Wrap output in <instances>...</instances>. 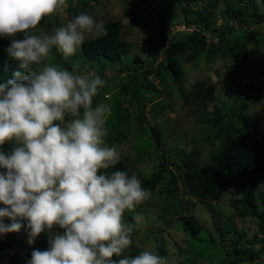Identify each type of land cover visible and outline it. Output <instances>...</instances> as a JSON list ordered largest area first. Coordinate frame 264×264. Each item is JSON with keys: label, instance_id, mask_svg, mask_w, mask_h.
Here are the masks:
<instances>
[{"label": "clouds", "instance_id": "obj_1", "mask_svg": "<svg viewBox=\"0 0 264 264\" xmlns=\"http://www.w3.org/2000/svg\"><path fill=\"white\" fill-rule=\"evenodd\" d=\"M66 8L67 0H0V38L28 73L0 83V146L15 145L0 151V236L26 228L33 243L47 231L48 249H34L28 264H170L149 250L125 255L144 219L128 223L125 213L152 193L136 175L108 171L122 155L106 144L110 105L94 103L106 81L47 62L54 48L70 58L88 37L107 35L86 12L40 28Z\"/></svg>", "mask_w": 264, "mask_h": 264}, {"label": "trees", "instance_id": "obj_2", "mask_svg": "<svg viewBox=\"0 0 264 264\" xmlns=\"http://www.w3.org/2000/svg\"><path fill=\"white\" fill-rule=\"evenodd\" d=\"M99 4L100 0H67L66 12L68 19L75 15L86 12L91 14L93 6ZM149 4L151 13L156 17L155 32L158 36L157 42L146 49V61L141 64L145 72L138 73V67L133 65L140 62L139 57L133 59V65L128 66L123 61L130 52V43L122 38L123 25L120 22L107 21L104 26L107 35L101 37H88L80 47V55L88 62L95 63L105 61L111 65H120L121 71L126 72L123 79L118 82L109 81L99 91L94 103L106 102L110 105L111 112L107 119L108 143H121L130 137L131 122L135 120L141 132L146 123V114L150 113L152 118L165 109L161 104L160 109H148L153 98H160L167 93L164 85L170 80L173 85H178L183 79V69L180 63L182 56L186 61L192 62L196 58L207 61L209 68L218 58H232L243 62L238 70L233 65L226 67V88L234 93L233 102L223 107L213 105L211 111L206 110L209 103L215 100V84L198 80L192 90H179L180 97L185 104L196 107L201 113L200 134L203 140L215 146L207 160L201 157V148L195 143L188 151L180 153L168 152L167 155L159 150L164 146L163 132L158 127L149 128V144L145 147L137 146L138 159L151 156L148 147L156 150L158 162L157 170L149 176H141L140 172L133 173L142 182V186L151 193L159 192L162 195L165 208L160 212L180 214L179 207L188 209L193 202L219 203L229 192H235L232 200L233 213L223 222L220 228V237L225 241V247L208 239L206 246L199 238L203 226L196 218L188 214L180 217L181 227L185 233H189L191 240L185 253L187 256L179 264H201L192 257L208 261V264H264V141L255 140V119L246 111L257 104H261L264 113V55L259 57V62L251 58L246 48V42L255 37V32L250 31L254 24L264 22V15L259 13L260 7L264 9V0H207L200 9L192 10L188 6L183 8V25H194L200 31L193 33H181L171 36L170 25L173 24L170 15L172 6L170 4H159L152 6V0H143ZM219 9L223 23L216 27L217 17L215 11ZM43 23V21H42ZM41 23V24H42ZM240 31L243 34L236 36ZM207 34L210 42L207 44ZM234 37V38H233ZM216 40L214 42L213 40ZM168 41L166 45L165 42ZM11 41L0 38V83H6L14 78L16 71L28 74L20 68V62L13 59L7 52ZM62 68L82 71L81 66L65 62L54 48L50 54L51 58ZM100 63V62H99ZM155 67V68H154ZM35 68V66H33ZM91 69V67H88ZM250 72L248 82L245 86L239 84L244 72ZM241 72V73H240ZM103 79V77H101ZM158 81L163 88V93L154 84ZM112 89H111V88ZM111 90L115 91L112 103L107 98ZM112 97V98H113ZM111 98V99H112ZM110 100V99H109ZM156 133L154 137L153 134ZM153 138V139H151ZM153 140V142L151 141ZM147 142V141H146ZM8 144L0 146V151L9 153ZM175 158L173 166L167 162ZM126 171L133 175L127 164L121 159L115 169L108 171ZM185 195L187 201H180V196ZM4 205L0 204V208ZM125 220L134 221L133 215L125 214ZM181 216V215H179ZM256 220L258 234L246 238L243 231H239L233 224V218ZM6 223L11 222L5 219ZM167 224H170L168 221ZM54 232H63L56 228ZM18 239L3 237L0 240V250L5 252V258L9 264H22V259L15 248L25 252V256L31 259L34 249L45 251L49 245V233L46 231L40 235L35 242L29 243L30 237L26 228L20 230ZM211 236V235H210ZM256 245L258 247L256 248ZM141 251L134 244L125 252V255H137ZM160 255L163 249L159 248ZM118 259V258H117Z\"/></svg>", "mask_w": 264, "mask_h": 264}, {"label": "rangeland", "instance_id": "obj_3", "mask_svg": "<svg viewBox=\"0 0 264 264\" xmlns=\"http://www.w3.org/2000/svg\"><path fill=\"white\" fill-rule=\"evenodd\" d=\"M152 1V6L154 7L159 4H170L172 6L170 19L173 24L170 25V28L175 29L177 26L182 27L183 25L184 7L188 6L192 10H197L200 9L207 0ZM91 5H94L91 15H93L98 22L102 21L104 23L107 21H113L120 22L123 25L122 38L130 43V52L123 58V61L130 66L133 65V59L139 57L140 62L133 65L138 68L134 70L138 73L145 72L146 69H141V64L147 60L146 49L157 42L158 39L155 32L156 17L151 13L152 7H150L149 4H145L143 0H100L99 4H94L93 2ZM259 13L264 15V9L260 7ZM215 16L217 17L215 25L218 27L223 23L219 9L215 11ZM67 19V12L63 17L56 16L47 18L40 25V28L44 31L51 32L54 28L66 22ZM250 31L255 32V37L246 42V48L250 53L251 58L257 63L259 62V57L264 55V22L254 24ZM242 34V32L238 31L236 36H241ZM57 53L63 61L71 62L72 65L81 66L83 72L94 73L95 75L103 77V80H105L106 83L113 80V86L114 84L118 85V82L126 75V72L121 71V66L118 64L111 65L105 61H98L95 63L86 61L80 55V49L75 56L70 58H65L58 51ZM54 59L51 57L47 62L60 66L54 61ZM180 63L183 69V79L181 83L173 85L170 80H166L164 85L167 87V93H163L164 87L159 84L158 81L154 82L157 89L162 91L163 94L160 98H153L154 101L153 103H149L148 109L153 108L158 110L160 109L161 104L165 105V109L159 112L155 119L151 117L150 113H147L145 116L146 123L143 126V129L149 130L151 127H158V129L163 132L162 138L164 139L165 145L160 146L159 150L166 153V155L171 151L176 153L188 151L192 147V144L195 143L201 148V157L207 160L215 146H212L203 140V136L200 134V129L202 127L200 123L201 113L197 112L195 106L185 104L182 101L179 90L190 91L198 80H204L207 83L215 84L216 87L214 93L215 100L213 103L207 104L206 110L211 111L214 104L221 107L230 105L233 102L234 93L232 90L226 88V67L228 65H233L236 70H238V68L243 65V62L232 58L223 59L218 57L209 68L207 61L202 58H196L194 61L188 62L186 61V57L182 56L180 58ZM88 67H91V69ZM243 72L244 76L239 80V84L245 86L251 74L247 71ZM263 79L264 76L261 80ZM113 96L115 97V91L111 90V93H109L107 98L110 103L114 100ZM246 113L255 119V140L263 142L264 113L261 104L251 106ZM139 129L137 122L133 120L129 129L130 137L128 140L119 144H111L106 141V144L118 148L121 152L122 160L127 164L128 169L132 174L137 173L138 171L141 176L147 177L157 170L156 166L161 157H157L158 153H156V150L149 146L148 151L151 156L145 157L142 160L138 159V148L139 146L143 148L145 145L149 144L150 140L148 132L151 131L147 130V133L144 134V131L141 132L142 130L140 131ZM153 135L155 137L156 133ZM151 141L153 142V140ZM13 147H15L14 143L8 144L10 152ZM167 162L170 164V167L172 165L174 171L175 167L173 164L176 162V159L173 158L171 161V159L167 157ZM234 195L235 192L227 193L219 203L193 202L188 209L179 207L178 209L181 210L180 214H175L172 210H170L169 214H166L165 212H160V209L165 208L162 195L159 192H155L152 194L149 201L143 205L137 206L134 211L129 210L125 213H130L133 217L137 213H142L144 217L142 223L134 230L132 236L133 244L138 247L140 251L149 250L159 255V248H162L164 253L162 256L167 257L170 264H179L180 262H183L187 256L183 252L188 249L191 237L189 236V233H185L182 229L180 217L191 214L203 226V231L199 235V238L203 240V246H206L208 242L207 240L212 237L215 242L220 243L225 247L228 242L227 238L229 236L231 237L233 233H231L232 235L228 234L225 241L220 237L219 233L223 222L233 213L232 200ZM179 199L183 203L187 201L185 195L180 196ZM168 221L170 224H167ZM232 221L237 230L245 232V239L258 234L255 219L250 217L245 219L233 218ZM4 223L7 224L6 220ZM128 223H134V221H128ZM3 237L9 240L10 238L18 239L22 236L21 232L8 233L0 236V240H2ZM257 247L258 245H256V248ZM15 251L20 255L22 264H28L30 258L25 256V252L17 248H15ZM192 258L196 260L197 263L208 264V261L205 259H198L195 258V256ZM0 264H9V261L5 258V252L2 250H0ZM260 264H263V262Z\"/></svg>", "mask_w": 264, "mask_h": 264}, {"label": "built area", "instance_id": "obj_4", "mask_svg": "<svg viewBox=\"0 0 264 264\" xmlns=\"http://www.w3.org/2000/svg\"><path fill=\"white\" fill-rule=\"evenodd\" d=\"M194 31H200L199 28H197L196 26L194 25H190V26H185V25H182V27H176L175 29H172L171 28V36L172 35H175V34H183V33H193ZM207 37H209V35L207 34ZM214 42L216 41L215 39L213 40ZM207 42L209 43L210 42V37L207 39ZM168 42H166V45H167Z\"/></svg>", "mask_w": 264, "mask_h": 264}]
</instances>
